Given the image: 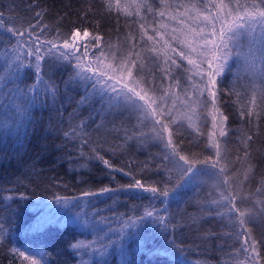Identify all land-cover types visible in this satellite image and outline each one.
Wrapping results in <instances>:
<instances>
[{
    "label": "trees",
    "instance_id": "obj_1",
    "mask_svg": "<svg viewBox=\"0 0 264 264\" xmlns=\"http://www.w3.org/2000/svg\"><path fill=\"white\" fill-rule=\"evenodd\" d=\"M33 2L0 0L8 21L0 29V217L6 237L0 240V264H11L12 247L36 249L53 264H264V15L258 9L244 15L236 0H222L223 9H213L204 25L207 13L191 8L197 0H163L173 5L167 11L161 0H40L47 13L40 39L59 43L78 24L72 34L83 33L80 63L106 83V115L93 112L95 123L76 127L82 120L88 124L90 110L87 104L77 106L80 91H68L71 101L64 96L67 72L56 73L61 95L55 102L43 85L34 101L21 94L24 85L36 83L31 73L14 67L22 50L31 51L29 36L18 35L12 52L6 29L25 17L26 32ZM212 19L217 21L212 41L220 43L222 53L215 77L207 59L215 49L202 34L213 31ZM97 101L100 108V96ZM65 132L72 134L65 138ZM85 138L91 143L82 153L74 151ZM94 148L136 178L145 169L150 180L160 178L157 171L167 177L165 153L177 177L196 169L179 196L154 204L168 209L160 212L170 220L167 232L156 226L155 217L145 218L141 231L148 251L132 255L131 241L123 254L117 248L103 255L95 251L117 239L102 217L126 213V219L151 208L120 192L73 199L132 182L95 159ZM56 197L70 203L57 204ZM81 211L89 213L90 224L84 217L77 220ZM41 218L45 228L33 230L30 225ZM70 242L83 245L75 259L64 251ZM20 262L16 257L15 264Z\"/></svg>",
    "mask_w": 264,
    "mask_h": 264
},
{
    "label": "snow or ice",
    "instance_id": "obj_2",
    "mask_svg": "<svg viewBox=\"0 0 264 264\" xmlns=\"http://www.w3.org/2000/svg\"><path fill=\"white\" fill-rule=\"evenodd\" d=\"M161 4L164 7L165 11L173 7V5L171 4H164L163 0H161ZM193 6L198 10V12L203 11L207 13V15L204 16L206 17V19L202 22L204 25H207V17L210 16L212 10L217 8L223 9L224 3L222 2V0L219 4L213 2V0H197V3L192 4L191 8ZM232 6V4H229V7ZM145 7H148V5H145ZM235 7L241 9L244 15L249 10L251 12V15H255L256 9L259 10L261 15H264V0H252L251 3L246 5H241L239 3V0H236ZM175 8H184V4H176ZM35 9H39V11H35ZM27 11L31 12L32 15L31 22L27 23L26 25V32L24 31L26 19L25 17L18 18L19 26L13 23L6 29L8 33L7 44L11 46L12 52L14 51L12 47L13 42L16 41L18 35L29 36L28 46L29 48H31V51L27 55H24L22 50V54L16 57V63L14 67L17 72L23 70L24 72L31 73L36 83H33L31 85H24L23 89L21 90V94L26 97H30V99L34 101L36 96L40 93V86L43 85L45 96H50L53 102H55L57 97L61 95V83L58 82V80L55 78L56 73L67 72V77L63 78L62 81L65 89L63 93L64 96H66L67 99L71 101L73 98L67 95L68 91H80L82 94L80 96V99L76 101L77 106L79 107L87 104L90 110V115L87 118L88 124H86L85 121L82 120L80 122V125H77L76 127H87L90 123H95V121L92 119L91 113L94 112L96 115L102 117L106 115L103 110L104 102L102 101V94H104L105 92L106 83L100 84L99 81L101 77H99L95 71L89 72L87 66L80 63V60L82 59V56L80 55L82 45L80 41H74L72 39V31L80 30V26L78 24H73V28L64 35L63 39L59 43L53 44V42L47 38L43 40L40 39V37L44 35L45 30L47 29V25H43V27H41V25L43 24V17L47 13L45 9L40 6V0H35V2L29 4L27 7ZM160 15L161 18H163V12ZM63 19L64 17L60 18V20ZM226 21L227 17H225V22ZM7 23L8 21L5 20L3 12L0 11V29H4ZM216 23L217 21L215 19H212L211 27L213 31L211 33L202 32L203 35H207L209 37V41L212 43V46L215 49V52H210L207 58L209 65L215 69V71L210 73V76L212 77L217 76L219 73V68L221 66L217 63V61L222 55L220 51V43L212 41V36L215 35ZM37 29H40V31L37 32ZM225 31L226 28L224 26V23H222L219 34L221 43ZM34 33L36 35V42L33 46L31 44V37ZM0 43H2V41H0ZM16 47H19V45H16ZM83 47H86V45H84ZM73 49H75V51H73ZM89 55H91V53H89ZM24 61H26V63ZM74 61L75 63H73ZM93 77H95V80L93 79ZM211 83L213 84V86H215L217 81L215 79H212ZM77 85H80L79 89L77 88ZM33 91L35 95L30 96V93H32ZM98 96L101 97L100 108L95 107V104L98 102ZM71 134L72 133L70 132H65L64 137L67 138ZM89 143H91V141L85 138L81 146L79 148H74L73 150L82 153L83 148L86 147ZM93 151L96 153L95 159L102 162L103 165L111 172H120L123 175H129L132 182L127 185H122L119 189L102 187L98 193L85 191L81 193V196L79 198H73L74 200L79 202V200L82 198L93 196H96L99 199L100 196L106 194L112 195L116 194V192H120V194L122 195H134L142 200L147 201L148 207L151 208L150 211L145 210L140 216H128L126 219V213L113 215L111 217H102V220L108 222L106 224V227L109 228L111 234L113 236H116L117 239L109 240L106 244L101 243V247L99 249H96L95 251L103 255L109 248H117L123 254L126 251V243L129 241L133 243V247L131 248L132 255L148 251L147 240L144 238L141 231V227L145 218L151 219L155 217L154 223L156 224V226L162 228L165 232H167L170 220L167 217L160 215V212H167L168 209L156 208L154 204L160 203L161 205H163L166 202L170 203V195L179 196L180 190L185 187V182L189 179L192 173L196 171V169L193 168L188 176H184L182 178L177 177L173 170L168 168L167 160L170 157L167 153H165L163 160L166 163H164L162 167L164 171L168 173L167 177H165L163 173L157 171L155 175L159 176L160 178L157 180H150L145 175V173L147 172V169H145L144 172L140 173V178H136L135 175H131L129 172H125L123 168L113 167L108 159H105L103 155H100V149L94 148ZM180 171L182 172L183 169H180ZM20 198H24L22 193L20 194ZM55 202L57 204L63 203L64 205H68L70 203V200L68 198L56 197ZM100 211L102 210L98 209L95 212L91 213V215L97 216L99 215ZM136 211H139V208H137ZM13 212L15 213V210H13ZM88 216L89 213L87 211H81L77 213L76 218L77 220H79L81 217H84V223L90 224L91 221L87 219ZM45 223L46 221L44 220V218H41L30 225V227L35 231H40L42 228H45ZM112 223L119 224L121 226L118 228H112ZM173 229H175V225H173ZM4 231V219L0 217V240L6 239V237L2 235ZM107 235L108 234L106 233L105 239L107 238ZM82 246L83 245H81L80 243L70 242L65 247L64 251L73 259H75L74 254L77 253ZM86 247H91V244L87 245ZM10 253L13 254V260L11 264H15L16 257H23V260L20 262V264H24V261L28 260L31 261V264H53V261L51 259L45 260L43 256H41V259L39 261L33 259L30 256H26L25 252L21 251L17 247H12L10 249ZM56 254L59 255L60 253L57 252ZM82 264H88V262L83 261ZM127 264H133V262L131 260H128Z\"/></svg>",
    "mask_w": 264,
    "mask_h": 264
},
{
    "label": "rangeland",
    "instance_id": "obj_3",
    "mask_svg": "<svg viewBox=\"0 0 264 264\" xmlns=\"http://www.w3.org/2000/svg\"><path fill=\"white\" fill-rule=\"evenodd\" d=\"M83 36V33L82 32H74L72 34V39L74 41L80 39V37ZM21 251H24L25 252V255L26 256H30L32 257L33 259H36V260H40L41 259V254L36 250V249H28V248H19ZM21 261L23 260V257H20ZM24 264H31V261L28 260V261H24Z\"/></svg>",
    "mask_w": 264,
    "mask_h": 264
}]
</instances>
